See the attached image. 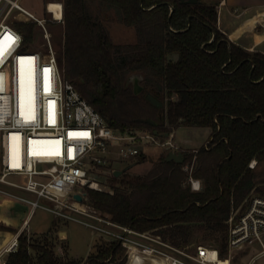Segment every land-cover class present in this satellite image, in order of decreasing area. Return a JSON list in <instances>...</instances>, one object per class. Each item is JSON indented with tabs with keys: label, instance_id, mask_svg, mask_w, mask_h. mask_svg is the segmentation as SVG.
I'll list each match as a JSON object with an SVG mask.
<instances>
[{
	"label": "trees",
	"instance_id": "trees-1",
	"mask_svg": "<svg viewBox=\"0 0 264 264\" xmlns=\"http://www.w3.org/2000/svg\"><path fill=\"white\" fill-rule=\"evenodd\" d=\"M65 78L119 132L166 134L183 126L211 130L208 147L186 151L183 163L153 160L144 174L109 177V190L82 188L78 193L95 212L140 232L154 231L176 247L197 246L228 254V220L252 194L264 196V54L248 52L219 29L218 4L181 0H61ZM97 3L106 15L95 17ZM173 9V11H172ZM108 11L114 13L110 15ZM134 28L137 42L117 44L106 21L115 16ZM35 25L15 22L25 43ZM50 26L51 24L48 23ZM141 75L144 90L135 94L129 78ZM147 94L165 104L161 118ZM195 161V162H194ZM203 190H191L187 165ZM54 221L50 232H55ZM1 231H14L0 225ZM19 247L6 264H82L57 254V244L19 236ZM213 242V244H207ZM89 264H130L118 244L98 240ZM65 254L68 249H64Z\"/></svg>",
	"mask_w": 264,
	"mask_h": 264
},
{
	"label": "built area",
	"instance_id": "built-area-1",
	"mask_svg": "<svg viewBox=\"0 0 264 264\" xmlns=\"http://www.w3.org/2000/svg\"><path fill=\"white\" fill-rule=\"evenodd\" d=\"M48 13L55 23H64L63 16L56 20L54 12L48 9ZM22 18L40 25L45 52L25 43L15 26ZM47 24L45 18L37 19L25 10L20 0H0V41L5 45L0 59V201L26 204L30 215L41 208L57 218L79 222L98 240L121 246L127 258L139 256L163 264H222L221 260L232 264L230 252L235 250L259 249L251 262L263 256L264 196L252 193L245 206L232 210L224 258L212 246L199 245L192 251L176 247L154 231L121 225L76 199L85 187L104 191L100 178L107 184L109 177L122 170L117 165L136 162L145 146L185 151L171 138L162 141L151 133L112 129L65 78ZM6 34L14 42L6 40ZM194 162L185 170L191 190L200 192L202 181L192 176ZM256 165L254 160L249 167L255 169ZM197 182L199 188L194 187ZM25 231L28 228L0 248V264H6L9 255L18 250L19 236ZM82 264H89L88 257Z\"/></svg>",
	"mask_w": 264,
	"mask_h": 264
},
{
	"label": "rangeland",
	"instance_id": "rangeland-1",
	"mask_svg": "<svg viewBox=\"0 0 264 264\" xmlns=\"http://www.w3.org/2000/svg\"><path fill=\"white\" fill-rule=\"evenodd\" d=\"M49 0H20V5L25 8L26 10L32 12L34 16L37 18H45L48 23L51 25L49 26L47 24V28L49 30V33L51 34L52 44L54 46V49L57 53L58 58L60 57V54L62 53L63 49V31H64V24H58L55 23L51 14L47 12L46 4ZM53 3L56 4H62V1L60 0H52ZM203 1V0H202ZM201 2V0H200ZM91 11L94 14L95 17H101L103 18L106 15L105 13L100 10L97 3H94L91 5ZM110 15L114 14L110 11H108ZM120 15L119 12V18H116V16L110 20L106 21V25L108 29L110 30L112 39L117 44H134L137 42V34L136 30L131 27L125 26L120 21ZM22 21L19 22H28V23H34L35 25V37L32 42H30L28 45L31 46L33 50H40L42 52H45L47 49L46 41L44 39V32L40 25L29 19V18H22ZM142 81V79H141ZM140 81V84H141ZM134 85V84H133ZM142 85V84H141ZM188 132V129H182L178 136L183 134L184 132ZM172 138V137H171ZM173 139V138H172ZM174 143V142H173ZM208 143L203 144L201 147H205ZM196 148L194 150L200 149ZM147 154H150L152 152L151 148H146ZM145 149V150H146ZM183 151H189L188 149H184ZM193 151V150H192ZM133 164V163H132ZM132 164L128 165H117L121 169H125ZM150 165V162L138 164L134 163L132 165V168L129 170L132 174H144L148 167ZM264 166H257L255 167V170L257 172L263 171ZM101 184H104L106 187L102 186L104 190H109V183L105 184L104 178H100ZM103 180V181H102ZM254 195H258L253 193ZM262 196V195H259ZM31 197V196H29ZM83 199V198H82ZM82 202H84L82 200ZM42 203L47 204L46 201H42ZM86 206H88L86 203H84ZM54 221L58 222V228L55 230V232H50L49 230L52 228ZM29 232L25 231L26 236L29 241L32 242H43V240L48 237L52 238L57 244L56 251L57 254L60 256H66L68 259L71 260H79L84 261L86 258L94 252V245L96 242H98V239L96 237H93L91 230L79 223L72 220L64 219V218H57L53 213L44 210V209H37L32 216L29 219V226H28ZM65 232L67 234V239L58 236L59 232ZM6 235L0 236V248L4 246L7 241H5ZM107 243V242H106ZM207 244H213V242H207ZM60 247V249H59ZM67 248L68 252L65 254L64 249ZM258 250L253 249H243V250H235L230 252L232 255V264H264V255L255 259L253 262H251L252 258L258 253ZM229 254V255H230ZM128 260L130 261V264H163L161 262H157L154 260H150L148 258L144 257H128Z\"/></svg>",
	"mask_w": 264,
	"mask_h": 264
},
{
	"label": "crops",
	"instance_id": "crops-1",
	"mask_svg": "<svg viewBox=\"0 0 264 264\" xmlns=\"http://www.w3.org/2000/svg\"><path fill=\"white\" fill-rule=\"evenodd\" d=\"M53 2L54 1L52 0L47 2V12L48 9L50 12H54L50 7L57 4ZM201 2L206 4H218L219 29L233 43L237 44L248 52H261L264 54V0H201ZM61 12L63 14V11ZM30 13L33 14L32 12ZM34 17L37 18L36 16ZM54 17L57 20L59 19L56 17L55 12ZM184 128L188 129V132L185 131L183 134L178 136V133ZM210 135V129L186 128L181 126L174 130V132L168 138L172 137V141L182 150H194L201 147L203 144L208 143ZM146 148H151L152 152L147 154L148 150ZM168 152L169 150H167V148H160L157 146L148 145L142 148V153L145 154L149 160H156L162 154L167 155ZM150 168L151 167L149 165L147 171ZM31 216L30 207L26 204L13 201H0V225H4L9 227L11 230H14L0 232V236H7L5 238V241H7L6 244L10 243L17 234L28 228L29 219ZM58 236L67 239V234L64 231L59 232ZM1 245L2 244H0V246Z\"/></svg>",
	"mask_w": 264,
	"mask_h": 264
},
{
	"label": "water",
	"instance_id": "water-1",
	"mask_svg": "<svg viewBox=\"0 0 264 264\" xmlns=\"http://www.w3.org/2000/svg\"><path fill=\"white\" fill-rule=\"evenodd\" d=\"M181 2L182 3H188V4H198V3H200V0H181ZM172 11H173V9H172ZM141 79H142L141 75H133L129 78V81L133 82V84H134L135 94H140L144 90V87L140 84ZM147 99L152 105H154L155 107H157L159 109V116L162 118L164 116V113H165V104L163 102H161L160 100H158L157 98H155L151 94H147ZM154 135H158V133L155 132ZM169 136H170L169 134H166L167 138ZM167 150H169L167 157H166L167 161H175L177 163H183L184 162L185 154L183 152H179V151L175 152V151L171 150L169 147H167ZM131 168H132V165L125 168V169L117 170L114 175L116 177H120L125 172H128ZM76 199L78 201H82V198L80 196H76Z\"/></svg>",
	"mask_w": 264,
	"mask_h": 264
},
{
	"label": "bare ground",
	"instance_id": "bare-ground-1",
	"mask_svg": "<svg viewBox=\"0 0 264 264\" xmlns=\"http://www.w3.org/2000/svg\"><path fill=\"white\" fill-rule=\"evenodd\" d=\"M51 10L52 11H54L55 12V14H56V17L57 18H59L58 20H60L61 18H62V16H63V14H62V5L61 4H57V5H52L51 7ZM55 18V17H54ZM57 20V19H56ZM21 100H23V102H24V99H23V96H22V99ZM24 104V103H23ZM222 261V264H230L229 262H227V261H224V260H221Z\"/></svg>",
	"mask_w": 264,
	"mask_h": 264
},
{
	"label": "snow or ice",
	"instance_id": "snow-or-ice-1",
	"mask_svg": "<svg viewBox=\"0 0 264 264\" xmlns=\"http://www.w3.org/2000/svg\"><path fill=\"white\" fill-rule=\"evenodd\" d=\"M5 39L14 42V38L10 34H6ZM4 52H5V45L3 44L2 41H0V59H3ZM45 71H48V70L46 69ZM0 79H2V77H0Z\"/></svg>",
	"mask_w": 264,
	"mask_h": 264
},
{
	"label": "clouds",
	"instance_id": "clouds-1",
	"mask_svg": "<svg viewBox=\"0 0 264 264\" xmlns=\"http://www.w3.org/2000/svg\"><path fill=\"white\" fill-rule=\"evenodd\" d=\"M195 188H199V183L197 182L195 185H194Z\"/></svg>",
	"mask_w": 264,
	"mask_h": 264
}]
</instances>
